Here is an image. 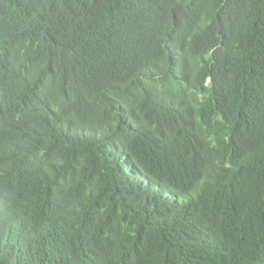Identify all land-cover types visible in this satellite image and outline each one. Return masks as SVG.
<instances>
[{
  "label": "trees",
  "instance_id": "obj_1",
  "mask_svg": "<svg viewBox=\"0 0 264 264\" xmlns=\"http://www.w3.org/2000/svg\"><path fill=\"white\" fill-rule=\"evenodd\" d=\"M0 264H264V0H0Z\"/></svg>",
  "mask_w": 264,
  "mask_h": 264
}]
</instances>
